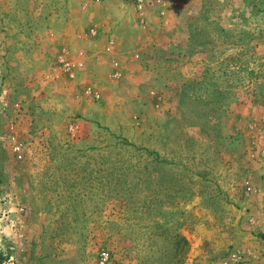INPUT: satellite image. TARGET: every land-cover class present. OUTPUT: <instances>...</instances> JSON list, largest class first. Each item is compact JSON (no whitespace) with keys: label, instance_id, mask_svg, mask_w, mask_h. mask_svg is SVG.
<instances>
[{"label":"rangeland","instance_id":"374dc122","mask_svg":"<svg viewBox=\"0 0 264 264\" xmlns=\"http://www.w3.org/2000/svg\"><path fill=\"white\" fill-rule=\"evenodd\" d=\"M84 1L65 24L49 0H0V211L16 264H95L103 250L113 264L234 250L264 264V0H146L143 24L111 0L131 21L120 59L93 73L48 37L81 44Z\"/></svg>","mask_w":264,"mask_h":264},{"label":"crops","instance_id":"0c3cea01","mask_svg":"<svg viewBox=\"0 0 264 264\" xmlns=\"http://www.w3.org/2000/svg\"><path fill=\"white\" fill-rule=\"evenodd\" d=\"M49 1V10H52L53 7L58 6L60 13H63V22H65V24L77 20L74 17H70V15L68 14V9H72L73 5H75L74 3H72L73 0ZM75 1H79L81 3L82 0ZM83 4H89V6H92V14L88 15V17H84V15H79L80 17L78 25L80 27V30L77 31L75 38L77 39V41H80L81 44H74V39L70 43H68L66 41L67 38L62 35L65 34L63 33L64 30L57 31L54 34L53 28H49L48 31L50 30L51 32L50 34H48V37H50V39L52 40L54 39L52 37H56L55 39L57 40V42L60 43V46L66 48L68 47V50L71 51L72 55H81L82 57H84L85 62L81 63H84L83 69L85 70L86 68V72L93 73L94 71L107 70L108 68L112 69V66L114 64L111 61L113 59H120L121 51L119 49L115 50V48H120V45H122V43L125 41L124 29L126 25L130 24L131 21L125 13L126 4L124 1H121V8L119 10L120 13L118 11H114V9L112 8L113 3L111 2V0H102L100 2H95L94 0H87L84 1ZM60 13L58 15H60ZM50 15L48 16L50 21H54L55 19L57 21L60 20V17L57 18V14ZM66 27L67 25L64 27V29H66ZM94 32L98 33L99 36L97 38H95L96 36H94ZM108 39L113 40V48H109ZM129 56L130 57L128 62L127 60H123V62L125 63H123L124 65L122 64L123 71H133L134 68L137 67V63L133 62V56Z\"/></svg>","mask_w":264,"mask_h":264},{"label":"built area","instance_id":"2783aa9c","mask_svg":"<svg viewBox=\"0 0 264 264\" xmlns=\"http://www.w3.org/2000/svg\"><path fill=\"white\" fill-rule=\"evenodd\" d=\"M94 1H100V0H94ZM126 3L131 4L136 12L139 15V22L141 24L144 23L143 18V12L146 5V0H124ZM160 0H157V3H160ZM172 2V1H171ZM160 13H163L161 11ZM96 32H94V35ZM108 45L109 48H113L114 43L113 40L108 39ZM66 52V51H65ZM66 53L61 52V54L58 55V65L62 70L68 71L71 73V75H74L72 73L74 64H72L67 58ZM117 64V62H114ZM70 75V76H71ZM87 94L92 95L93 98L97 97L96 92L93 91L91 86H88L86 88ZM12 140L15 141V137H12ZM13 151L21 157V146L17 143L13 144L12 146ZM249 190L251 189L250 186L247 187ZM4 226H7V228H14L15 222L11 218V215L9 213H6L5 211H0V258H3L1 264H16L15 257L13 255L14 246L12 245V242L4 235ZM245 260V257L237 250H234L232 252H229L225 257H222L215 261L213 264H240ZM115 262V259L113 257V254L109 250H103L101 251L96 259L95 264H113ZM258 264V263H254Z\"/></svg>","mask_w":264,"mask_h":264}]
</instances>
